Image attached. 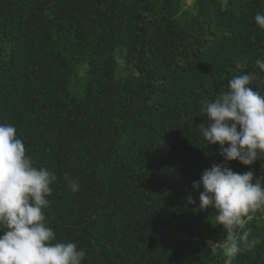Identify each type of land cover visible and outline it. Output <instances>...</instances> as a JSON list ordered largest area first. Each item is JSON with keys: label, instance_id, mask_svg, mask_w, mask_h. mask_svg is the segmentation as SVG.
<instances>
[{"label": "trees", "instance_id": "16d2710c", "mask_svg": "<svg viewBox=\"0 0 264 264\" xmlns=\"http://www.w3.org/2000/svg\"><path fill=\"white\" fill-rule=\"evenodd\" d=\"M257 12L264 0H0V123L56 174L46 220L83 264H264V211L244 229L261 242L227 257L192 188L224 163L199 134L201 99L264 81ZM262 163L226 166L259 177Z\"/></svg>", "mask_w": 264, "mask_h": 264}, {"label": "clouds", "instance_id": "9594fccd", "mask_svg": "<svg viewBox=\"0 0 264 264\" xmlns=\"http://www.w3.org/2000/svg\"><path fill=\"white\" fill-rule=\"evenodd\" d=\"M254 21L264 29V12H257ZM255 64L264 72V59ZM257 76L255 72L234 76L227 91L200 101L206 122L199 124V134L208 145H219L224 163L206 169L192 188L203 189L199 209L217 210L213 224L226 231L227 257L261 242L249 240L244 229L255 212L264 211V176L256 177L252 170L236 173L226 166L230 161L244 166L264 161V94L252 88L264 81L257 82ZM56 180L55 173L34 165L15 125L0 123V264H83L85 250L75 242H58L46 220ZM70 187L73 192L79 189L75 180ZM187 199L195 202L191 196Z\"/></svg>", "mask_w": 264, "mask_h": 264}, {"label": "rangeland", "instance_id": "374dc122", "mask_svg": "<svg viewBox=\"0 0 264 264\" xmlns=\"http://www.w3.org/2000/svg\"><path fill=\"white\" fill-rule=\"evenodd\" d=\"M193 1L194 0H185V2H186L187 5H191L193 3ZM222 1H223V3H226L227 2V0H222ZM262 88H264V82L262 83Z\"/></svg>", "mask_w": 264, "mask_h": 264}, {"label": "built area", "instance_id": "2783aa9c", "mask_svg": "<svg viewBox=\"0 0 264 264\" xmlns=\"http://www.w3.org/2000/svg\"><path fill=\"white\" fill-rule=\"evenodd\" d=\"M260 177V176H259Z\"/></svg>", "mask_w": 264, "mask_h": 264}]
</instances>
